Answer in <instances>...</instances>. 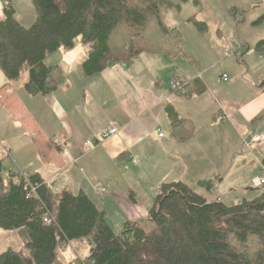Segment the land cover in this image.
Segmentation results:
<instances>
[{
    "label": "trees",
    "instance_id": "obj_1",
    "mask_svg": "<svg viewBox=\"0 0 264 264\" xmlns=\"http://www.w3.org/2000/svg\"><path fill=\"white\" fill-rule=\"evenodd\" d=\"M33 2L38 16L32 25H22L10 5L0 21V67L10 81L29 73L25 88L33 95L58 89L60 68L46 59L61 49L82 45L84 72L92 76L146 51L164 54L180 38L161 13L166 7L181 8L171 0ZM191 19L206 30L205 22ZM260 23L264 14L255 21ZM256 49L264 52V40ZM168 113L173 123L179 119L172 106ZM217 184V179L199 181L206 193ZM248 191L253 196L228 204L184 181H165L148 216L125 222L116 233L84 191L55 194L39 174H27L26 183L8 174L0 160V228L23 240L20 248L0 253V264H65L60 250L84 239L92 246L91 264H264V185ZM45 210L53 217L50 224L43 220Z\"/></svg>",
    "mask_w": 264,
    "mask_h": 264
},
{
    "label": "crops",
    "instance_id": "obj_2",
    "mask_svg": "<svg viewBox=\"0 0 264 264\" xmlns=\"http://www.w3.org/2000/svg\"><path fill=\"white\" fill-rule=\"evenodd\" d=\"M4 2L5 0H0V21L6 17L7 6ZM9 2L10 6H8L15 10V16L19 22L27 26L21 22L22 0H9ZM255 40L257 41L256 46L259 41L264 40V23L256 25ZM246 46L242 55L237 57L238 60L235 58L239 67L238 73L243 74L249 83V86H243V93L236 89L237 84L231 78L228 81L219 78V75L226 71L218 74L217 80L213 82L208 80V72L218 65L221 67V64H217V62L209 64L210 66H202V68L201 61L197 65L191 60L186 67L177 66L175 71L161 74L156 70L161 58L159 56H156V59L151 57L146 63L145 57L141 61L143 55L141 54L137 56L136 61L144 63V67L140 62L134 65L135 60H132L130 64L127 62L118 63L120 67L115 69L113 78L108 75L112 65L102 72L87 76L83 68L87 52L80 44L72 51L61 49L48 56L49 59H52L54 57L52 55H57V62L49 64L58 65L60 68L58 89L50 94L33 95L29 93L25 88L27 81L23 84L18 81L21 77L12 82L8 81L6 75L5 78L0 77V108L5 110L0 112V119L12 118L13 126L26 131V133L31 131L35 136L33 139L39 137L42 149L49 147L52 156L55 158L58 155L61 156L62 162L66 165L61 171H59L60 167H55V165L50 171H43L31 165L29 166L32 169L27 171V165H24V168L19 166L26 174H39L55 194L64 190L74 193L71 189L63 187V189L57 190L53 186H57L59 179L67 177L77 165L82 171L80 163L85 161L88 155L93 154L91 155L93 156L91 158L93 167L97 168L104 167L108 159L119 157L122 160L127 156H134L136 151L143 158L148 159L151 152L152 155L157 154L156 161L163 163L167 161L169 166L167 171L162 174L159 186L165 181L181 180L195 187L194 184L200 180H216L217 177L224 176L218 185L219 188L222 186L224 189L226 179L230 175H246L242 168L240 171L239 168L232 169V161L229 163V158L239 155L241 149L245 151L248 146L247 140L253 134L264 135V131H257V126L256 128L254 126V130H249L252 124L251 120L264 110V63L261 61L264 59V52H258L256 47L253 51L250 50L251 46L248 44ZM151 52L157 54L156 51ZM254 53L260 62V68H252ZM140 65L143 67L141 71L138 70ZM224 69L222 67V70ZM145 80L149 81L147 87ZM174 80L185 82L186 92L174 91L171 85ZM17 82L19 86H16ZM225 84L227 86L222 87ZM116 87L120 92H123L124 99L118 106H115L114 111H103L102 107L105 101L111 93L116 92ZM16 90L19 98H14ZM25 104H27V122H23V119L26 118L22 113ZM170 106L175 109L179 118L174 123L168 113ZM160 107L163 108V111L158 110ZM144 108L149 111L144 112ZM155 112L164 113L168 122L158 119ZM106 115L108 118L111 117L110 121H107ZM208 118L210 123H206ZM110 127H118L119 133L99 145L95 150L82 156L81 149L84 140L94 138L101 131ZM160 131L164 132V136H159ZM1 133L4 135L2 124L0 125ZM3 135L2 138L8 142L12 150L15 144L17 146L23 144V147L27 149V135L11 138ZM234 140L235 142L237 140V145H232ZM251 147L255 148L256 145ZM4 150L6 157L5 159L0 158V160L4 167L9 169L12 167L14 158L11 156L12 152L3 144L0 146V156L5 153ZM69 155L78 159L77 162H72ZM48 157L49 155H47ZM50 164L51 162H45L46 167ZM237 165H242L240 158L234 164V166ZM106 180H108L106 184L110 189L106 194L116 197L118 195L115 189L116 181L110 178ZM81 191L90 197L95 195L91 185L90 193L83 189ZM134 199L135 197L132 198V200ZM132 204L129 205L138 206L135 201ZM103 211L106 214V211ZM121 213L125 218L123 219L124 224L127 221L146 218L149 214V212L148 214L145 212L144 217L138 212H125L123 209ZM82 241H72L70 244H66L60 253L63 251L62 254H64V250H68L65 247H69L72 250L69 249L70 254L75 251L72 256L81 255V253H77L74 246L75 243H78L81 250L84 243L91 254L92 246L89 240ZM72 256L70 258H73Z\"/></svg>",
    "mask_w": 264,
    "mask_h": 264
},
{
    "label": "rangeland",
    "instance_id": "obj_3",
    "mask_svg": "<svg viewBox=\"0 0 264 264\" xmlns=\"http://www.w3.org/2000/svg\"><path fill=\"white\" fill-rule=\"evenodd\" d=\"M171 1L176 5H181V8L178 9L177 6L166 7L162 9L161 13L163 15V20L167 25L176 28L180 32L179 43L177 44L176 41V45L171 49L166 50L164 55L159 54L160 52L157 54L144 52L142 53L141 61H143L145 57L144 60L147 63L149 58L154 57V59H156V56H159L161 59L156 70L161 74L175 71L177 66L186 67L190 64L191 60H193L194 63H197V65L201 61V67L210 66L214 62H217V64H221V67L218 65V67L209 71L207 74L208 80L213 82L217 80L218 74L226 71L227 73H225L229 79L231 78L234 80V83L237 84L235 86L236 89L241 90L240 93H243V86H249V83L248 79L244 78L243 74L238 73L239 67L236 64L235 58L237 59V57L242 55L243 49L245 50L247 48L246 44L251 46L250 50L255 51V43L257 42L255 40V32L256 25H258L255 24V21L260 15L264 14V0H201L200 4H196L194 0L186 2H183L182 0ZM21 7V22L27 26L32 25L38 16L33 0H22ZM191 18L205 22L207 29L201 31L200 26H198ZM227 46L230 48V52H225ZM52 56H54L52 59H49V57L47 58L48 63L57 62V55ZM253 56L252 68H260V62L257 60L258 57L256 53H254ZM132 60H135L134 65L140 62L136 61L137 57H135L128 60L127 63L130 64ZM261 61L264 63V59ZM140 64L144 67V63L140 62ZM141 65L138 67V70L140 71L143 69ZM117 67H120V64L116 63L111 66V69L108 71L110 77L113 78V74L116 72L115 69ZM222 67L225 69L222 70ZM5 75L6 74L0 67V77L5 78ZM222 75L223 73L219 75V78H222ZM28 78L29 73L25 72L21 75V78L18 81L23 84L28 81ZM8 81L10 80L8 79ZM148 83L149 81H146V87ZM16 86H19L18 82ZM225 86L227 85L225 84L222 87ZM17 90L15 91L14 98H19L16 93ZM157 93L158 91L156 94ZM123 96V92H120L116 87V92L111 93L105 101L102 107L103 111H114L115 106H118V104L124 99ZM224 96L226 97V94H224ZM160 109L163 111V108H158V110ZM2 111L5 110L0 108V112ZM146 111L149 110L144 108V112ZM22 113L26 116V118L23 119V122H27V104H25V108L22 109ZM154 114L158 119L166 120L168 122L164 113L155 112ZM258 114L259 115L251 120L252 124L249 130H254V126L255 128L257 126V131L263 132L264 110L263 112L260 111ZM105 118H107V121L111 120V117L108 118L107 115ZM207 122L210 123L209 118L206 123ZM1 124L4 127V135L9 138L19 137L20 135L24 137L27 135V149L23 147V144L20 146L15 144L14 149L12 150L8 142L2 138L3 134H0V146L3 144L7 147V149L12 152L11 156L17 161L16 162L14 159L12 160L11 165L14 167V171L24 172L22 169L24 168V165H27V171L32 169L31 166L40 168L43 171H50L54 165L55 167H60L59 171H61L63 167L66 166L62 162L61 156L58 155L57 158L52 156L48 149L49 147H45V149L41 148L39 137L33 139L35 136L31 131H27L26 133V131L13 126L12 118L6 120L0 119V125ZM153 125L155 126V124ZM256 134L259 135L260 133ZM250 139L251 138L247 140L246 144L248 146L245 151H242L241 149L239 155H234L233 158H229L228 161L229 163L232 161V169L239 168L238 170L240 171V168H242V170L246 172V175H230V177L226 179L224 189H222V186L221 188L218 186L224 176L217 177L218 184L213 193H206V190L199 185V182L194 184L195 187H191L210 199L220 197L228 204H235L241 202L245 197L253 196L254 192L248 191V189L250 187L254 188L262 186L260 180L264 176V145L260 144L255 148H252L251 146L253 142H251ZM244 144L245 143H243V145ZM232 145H237V140L236 142L234 140ZM47 155H49L48 158ZM91 155H88V158L85 157L87 159L80 163V166L83 168L82 171L80 170L79 165H77L76 168H73L69 172L67 177L60 178L59 184L53 187L57 190H61L65 187L71 189L74 193H79L80 190L83 189L87 193H90L91 185L93 192L95 191V195L91 198L100 209L106 211V217L109 224L116 233H119L124 227L123 219L125 218L121 213L122 209L125 212H138V214L140 213L144 215V217L148 214L150 205H152L153 202V197L159 188L160 178L169 167L168 163L167 161L164 163L156 161L157 154L152 155L150 152V157L145 159L136 151L134 156H127L122 160H120L119 157L108 159L104 167L94 168L93 159H91L93 156ZM5 157L6 152L0 156V158L3 159H5ZM239 158L242 165L234 166ZM46 161L48 163L51 162L48 167L45 166ZM109 178L116 181L115 184L117 186L115 189L118 194L116 197H113L112 194H106L108 193V190H110L108 184H106L108 182L106 179ZM102 186H107V191H104ZM132 191L135 192L136 195ZM112 197L114 198L113 200L111 199ZM133 197H135L134 200H132ZM105 198L107 199L104 200ZM134 201L138 206H130L133 205L132 203ZM145 212L146 214H144ZM22 244L23 241L16 232L0 228V253L8 248H20ZM74 247L77 250V253L79 252L81 255L72 256L75 251L70 254V251L72 250L69 247H65V249L67 248L68 250H64V254H62L63 251L59 253V257L63 262L65 264H91L89 257L90 252L86 249V245L83 243L81 250L78 243H75ZM70 256L73 258H70Z\"/></svg>",
    "mask_w": 264,
    "mask_h": 264
},
{
    "label": "built area",
    "instance_id": "obj_4",
    "mask_svg": "<svg viewBox=\"0 0 264 264\" xmlns=\"http://www.w3.org/2000/svg\"><path fill=\"white\" fill-rule=\"evenodd\" d=\"M9 0H5L4 4L5 6L9 5ZM225 52H230V48L227 46L225 48ZM221 80L224 81H228L229 77L227 76L226 73H223ZM185 82L183 81H172L171 85H172V89L174 91L177 92H186V87L184 85ZM119 133V128L118 127H110L107 128L103 131H101L98 135H96L94 138H88L86 140H84L83 144H82V156L88 154L89 152L95 150L99 145H101L102 143H104L105 141L113 138L114 136H116ZM159 136H164V132L160 131L159 132ZM251 142H253V145H264V135H257V134H253L251 136ZM69 159L72 162H77L78 159H74L73 157H71L69 155ZM8 174L10 175H17L21 180H25L27 183V174L24 172H16L14 171V167H10L9 169H7ZM261 185H264V176L263 178L260 180ZM109 188V186H108ZM107 186H102V189L104 191H107ZM32 191L35 192L36 191V186H32ZM43 220L45 223L50 224L53 222V217L51 215V213L48 210H45L44 212V216H43Z\"/></svg>",
    "mask_w": 264,
    "mask_h": 264
}]
</instances>
